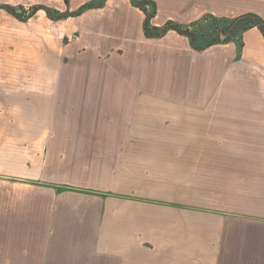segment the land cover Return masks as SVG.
<instances>
[{
	"label": "crops",
	"instance_id": "obj_1",
	"mask_svg": "<svg viewBox=\"0 0 264 264\" xmlns=\"http://www.w3.org/2000/svg\"><path fill=\"white\" fill-rule=\"evenodd\" d=\"M150 1L154 27L264 20V0ZM145 20L131 0L50 19L78 36L67 63L0 70V264H264V35L199 52Z\"/></svg>",
	"mask_w": 264,
	"mask_h": 264
},
{
	"label": "rangeland",
	"instance_id": "obj_2",
	"mask_svg": "<svg viewBox=\"0 0 264 264\" xmlns=\"http://www.w3.org/2000/svg\"><path fill=\"white\" fill-rule=\"evenodd\" d=\"M59 2L60 0H0V6L13 7L20 18L0 9V70L5 72L2 73L3 80L10 77L35 78L42 70H56L58 66L67 63V56L64 54L68 52L64 51L73 48L78 40L76 34L64 36L65 31H70L69 26L51 22L44 10L29 20H23L30 16L34 7ZM122 63L120 51L108 56V65L113 69V75L115 72V79H120ZM161 107L167 106L163 104Z\"/></svg>",
	"mask_w": 264,
	"mask_h": 264
},
{
	"label": "trees",
	"instance_id": "obj_3",
	"mask_svg": "<svg viewBox=\"0 0 264 264\" xmlns=\"http://www.w3.org/2000/svg\"><path fill=\"white\" fill-rule=\"evenodd\" d=\"M106 1L107 0H92L73 13H62L44 6H37L32 9L30 16L24 17L23 20H29L39 11L44 10L47 12L50 19L58 21L68 17L79 16L91 9L103 7ZM131 2L135 7L146 14L144 25L146 37L162 38L168 32L176 31L181 35L187 36L191 41L192 47L199 52L206 50L210 46L227 42L232 38L241 37L245 31L254 27L258 28L264 35V20L256 14L244 15L233 20L206 16L202 20L188 26L170 21L163 27H154L151 21L156 15V4L150 0H131ZM0 9L18 17V15H16V10L11 6H0ZM18 19L20 18L18 17ZM222 33L227 35L224 41L220 38Z\"/></svg>",
	"mask_w": 264,
	"mask_h": 264
},
{
	"label": "water",
	"instance_id": "obj_4",
	"mask_svg": "<svg viewBox=\"0 0 264 264\" xmlns=\"http://www.w3.org/2000/svg\"><path fill=\"white\" fill-rule=\"evenodd\" d=\"M225 36L223 35V38H224Z\"/></svg>",
	"mask_w": 264,
	"mask_h": 264
}]
</instances>
